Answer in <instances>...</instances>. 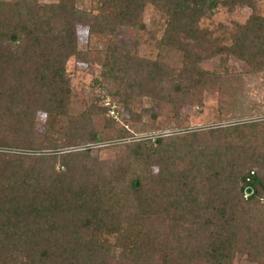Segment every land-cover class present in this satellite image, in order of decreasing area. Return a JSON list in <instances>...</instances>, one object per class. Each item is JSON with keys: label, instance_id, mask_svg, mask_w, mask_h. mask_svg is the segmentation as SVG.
Returning <instances> with one entry per match:
<instances>
[{"label": "trees", "instance_id": "trees-1", "mask_svg": "<svg viewBox=\"0 0 264 264\" xmlns=\"http://www.w3.org/2000/svg\"><path fill=\"white\" fill-rule=\"evenodd\" d=\"M258 1L98 0L88 12L77 6V0H58L42 8L39 20L30 14L16 21L18 11L27 4L0 0V73L6 72L7 81L0 87V98L9 113L0 120V127L10 121L20 124V132L0 136V144L34 148L27 129L37 110L47 113V127L52 131L58 117L71 118L67 63L79 55L76 24L87 25L91 34L109 37L102 71L106 89L109 83L120 84L126 91L111 93L128 97L136 85L143 88L150 81L157 85L166 81L169 89L165 87L162 100L176 114L185 104L200 102L205 92L220 90L223 75L202 69L205 59L235 57L252 72L264 73L260 71L264 69V16L258 11ZM148 5L165 21L156 46L181 51L180 71H170L165 62L141 58L115 42L120 27L156 39L144 20ZM221 6L252 11L244 23L235 24L230 45L207 39L200 28V18L212 17ZM176 35L194 45L177 47ZM203 134H212L221 144L209 143L206 148L196 132L157 139L158 149L146 147L138 153L142 162L134 163L146 167L145 175L137 173L134 164L126 170L114 165L108 171L111 166L104 170L93 162L91 169L85 165L89 149L61 154L63 170H55L54 156L0 153V264H10L7 248L16 239L22 264H109L114 249H120L115 264H226L246 234V244L240 249L264 264V120ZM90 136L85 141L100 140L97 134ZM186 137L197 142L195 152L207 159L204 165L197 164L200 157L191 155V146L187 149ZM163 150L172 151L168 160ZM184 159L188 162L182 166ZM155 164L161 168L157 175L166 181L163 188L176 202L173 215L160 211L168 221L162 231L147 224L160 214L151 212L152 201L143 191ZM229 170L227 182L233 186L215 185L214 180ZM184 239L176 256V245Z\"/></svg>", "mask_w": 264, "mask_h": 264}, {"label": "rangeland", "instance_id": "rangeland-1", "mask_svg": "<svg viewBox=\"0 0 264 264\" xmlns=\"http://www.w3.org/2000/svg\"><path fill=\"white\" fill-rule=\"evenodd\" d=\"M4 1H6V4L8 2L10 4L19 2V0ZM23 1L27 5L18 11L17 18L15 17L16 21L25 20L30 14H32L31 18L39 20L37 17L43 14L42 8L46 4L58 2V0ZM97 5L98 0H77V6L88 12L95 9ZM257 8L259 13L264 16V0L257 2ZM39 10L41 13H39ZM251 13L252 11L248 7L236 8L230 11L221 6L212 17L200 18V28L206 33L207 39L216 41L221 45H230L236 31L235 24L244 23ZM10 17L11 12L8 19ZM144 20L148 29L155 32L156 39H153L146 32L138 34L134 29L120 27L118 30L119 37L115 42L141 58L165 62L170 66L168 67L171 69L170 71H180L183 66L181 51H177V49L160 50L156 46L157 39L161 38L165 27L164 18L154 6L148 5ZM76 38L79 55L70 58L67 63L71 90V102L67 113L69 114L68 117L71 118L62 119L58 117L56 128L52 131L47 127V113L43 110H37L32 124H29L27 129L28 132L32 133L34 148L23 149L0 144V153L33 157L54 156L57 157L54 164L55 170H63L60 159L61 154L83 152L89 149L90 158L85 159L87 167H93L90 163L96 162V165H101L104 170H108L111 166L108 171H113V166L118 164H121L126 170L130 168V165L142 162V158L138 156V153L142 154V150H145L146 147L158 149L157 139L176 135L184 137L196 132L199 134L198 139H201L200 143L207 148L209 143L212 146L220 145L221 140L214 138L212 134L209 136L200 135L203 132L264 120V73L252 72V68L240 59L231 57L226 61L222 56H216L203 60L200 64L202 69L223 75L220 90L205 92L199 97L201 98L200 102L196 104L187 103L176 110L175 114L174 107L169 102L162 100L165 90L169 89V83L166 81L162 85H157L156 81H150L149 84L143 85V88L136 85L128 97H126V94L122 96L112 94L111 92H124L126 90L120 84L109 83L107 89H111L108 93L104 86L102 71L109 37L98 33L91 34L87 25L76 24ZM174 42L177 47L188 48L194 45L192 41L186 39L183 35H176ZM260 71H264V69ZM5 73V71L0 73V87L4 84L7 85L6 78H4ZM106 83L108 82L106 81ZM3 105L4 102L0 98V120L5 114H9L3 108ZM12 119L17 118L13 116ZM8 124L10 125L0 127V136L7 137L16 131L20 132V124L14 121H10ZM91 134H97L100 140L95 142L85 141L91 137ZM186 138L187 149L191 146L194 151L191 155L200 157L197 164L204 165L207 159L198 151L195 152L197 142L188 137ZM10 141L15 140L11 139ZM209 149H212L211 146ZM134 151L135 153H133ZM171 154L172 151L168 150L166 152L163 150V155L167 157V160ZM203 161L204 163H202ZM186 162L188 161L184 159L182 166ZM223 162H225V159ZM133 169L137 170V173L146 174L144 165L137 164L135 166L134 164ZM160 169L157 164L150 168L151 172L147 175L143 191L149 195L148 199L152 201L150 206L152 213L160 214V211L163 213L165 211V213L173 215L176 202L173 198L174 195H170L167 189L163 188L166 181L157 175ZM108 171L107 174L112 177L113 174ZM229 174H232L231 170L224 172L221 177L214 180V184L217 185L219 182L226 189H230L228 185H233L227 182ZM212 197L209 195V198ZM163 213L153 216L147 224L157 231L165 229L168 221L166 214ZM189 229L190 227L186 228L182 234L185 236ZM246 241L247 234L241 237L237 244L238 250H236L233 259L226 264H258V261L251 259L250 253L240 249L246 244ZM185 242V239L182 240L176 245V248L181 249ZM7 249L10 264H22L17 239L11 240ZM119 253L120 249L112 251L108 258L109 264H115ZM175 253H178L176 254L178 256L181 251Z\"/></svg>", "mask_w": 264, "mask_h": 264}]
</instances>
